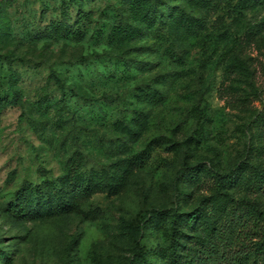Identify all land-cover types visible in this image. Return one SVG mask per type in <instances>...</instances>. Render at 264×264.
<instances>
[{"label": "rangeland", "instance_id": "374dc122", "mask_svg": "<svg viewBox=\"0 0 264 264\" xmlns=\"http://www.w3.org/2000/svg\"><path fill=\"white\" fill-rule=\"evenodd\" d=\"M241 199L264 209V0H0V264H195Z\"/></svg>", "mask_w": 264, "mask_h": 264}, {"label": "trees", "instance_id": "16d2710c", "mask_svg": "<svg viewBox=\"0 0 264 264\" xmlns=\"http://www.w3.org/2000/svg\"><path fill=\"white\" fill-rule=\"evenodd\" d=\"M56 81L59 80L56 78ZM188 165L187 162L182 163L174 178L176 197L180 194L179 182L184 179L183 168ZM80 189L87 191V187ZM15 207L22 213L28 209L22 200H18ZM131 231L137 236L138 227L132 225ZM170 231L172 246L177 250L179 243L173 237L174 224L170 226ZM192 261L195 264H264V209L254 200L241 199L233 209L231 218L215 227L208 239L198 246ZM129 263L150 264L137 240L134 241Z\"/></svg>", "mask_w": 264, "mask_h": 264}]
</instances>
